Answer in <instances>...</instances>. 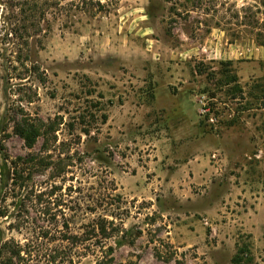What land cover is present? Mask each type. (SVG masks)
<instances>
[{"label":"rangeland","instance_id":"1","mask_svg":"<svg viewBox=\"0 0 264 264\" xmlns=\"http://www.w3.org/2000/svg\"><path fill=\"white\" fill-rule=\"evenodd\" d=\"M24 1L0 143L44 161L0 189V264H264V0H48L36 27Z\"/></svg>","mask_w":264,"mask_h":264},{"label":"trees","instance_id":"2","mask_svg":"<svg viewBox=\"0 0 264 264\" xmlns=\"http://www.w3.org/2000/svg\"><path fill=\"white\" fill-rule=\"evenodd\" d=\"M48 0H25L21 7V13L28 20L30 26H37L38 21L44 15L46 7L49 5ZM236 77L230 73L224 76L221 81L223 85L235 84ZM237 85H234L232 89L236 91ZM3 126L0 128V132L3 131ZM14 130L21 136L27 147H32L38 137L43 139V143L48 144L49 136L54 137L55 127L54 122H45L42 119H31L29 116H22L14 125ZM3 139L0 141L2 142ZM42 157H38L34 154L28 156H20L13 158L5 151V147L0 143V189L7 187L9 184H19L29 176V171L33 166L42 164ZM100 230L105 233L104 227H100ZM106 237V235H102ZM16 252V251H13ZM112 262V258L100 259L96 261V264H109Z\"/></svg>","mask_w":264,"mask_h":264}]
</instances>
